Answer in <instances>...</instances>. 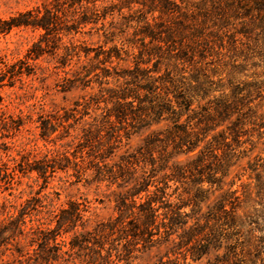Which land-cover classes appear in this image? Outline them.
<instances>
[{"label":"trees","instance_id":"trees-1","mask_svg":"<svg viewBox=\"0 0 264 264\" xmlns=\"http://www.w3.org/2000/svg\"><path fill=\"white\" fill-rule=\"evenodd\" d=\"M78 2L92 3L93 13L98 10L95 0ZM116 4L139 13L142 23L132 27L120 46H99L92 62L76 69L74 77L87 81L90 75L108 77L111 73L105 63L111 64L113 57L120 59L123 50L132 58L133 67L117 74L115 88H107L114 101L113 112L105 120L112 131L106 142L119 136L112 130V116L132 127L137 124L142 133L166 124L150 130L134 151L121 154L111 164L105 162L109 155L100 154L102 148L94 144L85 165L75 154L70 157L68 150L41 160L25 157L13 165L2 163L0 192L12 189L17 172L34 171L46 182L56 169L69 167L78 177L91 169L93 180L116 184L119 190L115 216L89 229L86 208L75 201L57 211L47 205H20L0 223V246L9 249L18 264H133L138 260L193 264L204 258L205 264H246L242 252L236 256V241L230 236L247 222V264H264V147L263 155H251L264 137V0H117ZM154 11L157 15L149 20L147 15ZM54 17L56 12L47 7L42 12L26 11L11 18L7 28L48 29ZM238 17H247V22L228 33L229 19ZM102 32L104 43L112 40V29ZM237 34L245 36V42L240 41L244 47L236 45ZM38 55L33 51L26 56L35 59ZM240 56L242 61H238ZM149 62L153 69L140 66ZM6 72L9 78L15 74L6 70L0 82L8 78ZM90 104L84 101L86 109ZM221 125L224 128L215 134ZM91 129L83 130L82 137L92 135ZM243 129L255 132L257 140L251 139L248 150L238 151L237 159L246 154L249 158L241 168L249 181L238 195L232 189L234 181H224L229 163L223 167L217 150L219 137L227 147L228 135L238 142ZM180 155L186 156L184 161L178 160ZM170 181L179 182L181 190L175 186L169 192ZM172 194H176L175 202L170 200ZM241 203L247 204V218L236 213ZM221 244L223 259L216 253Z\"/></svg>","mask_w":264,"mask_h":264},{"label":"rangeland","instance_id":"rangeland-1","mask_svg":"<svg viewBox=\"0 0 264 264\" xmlns=\"http://www.w3.org/2000/svg\"><path fill=\"white\" fill-rule=\"evenodd\" d=\"M116 2L117 0H95L98 10L93 13L92 3L79 4L78 0H0V75L6 70L15 73L9 78L10 74L6 72L8 78L0 82V165H13L25 157L29 158V161L50 158L60 155L64 150H68L69 155L75 154L76 159L82 158L81 165H85L93 144L102 148L100 154L109 155L105 162L111 164L117 161L121 154L134 151L150 130L166 124L162 122L153 125L149 131L142 133L139 132L137 124L132 127L125 119L116 120L112 116V130L118 131L115 133L119 136L116 139L111 138L109 143L106 142V137L112 131L105 120L107 113L113 112L114 101L110 98L107 88H115L117 74L133 67L132 58L127 57L123 50L120 51V59L113 57L111 64L105 63L104 66L109 67L111 73L108 77L90 75L88 81L74 77L75 70L83 64L91 63L93 55L100 47L108 49L113 45L120 46L123 40L127 41L133 31L132 27L142 23L139 13H132L126 7L119 9ZM44 7L56 12L54 22L48 29L31 25H13L7 28L11 18L26 11L35 13L40 9L42 12ZM240 9L241 7L237 8L238 11ZM156 15L157 12L154 11L148 14L147 18L151 20V17ZM138 20L139 23L135 22ZM245 22L247 17L231 18L226 30L228 33H234L233 27L239 30ZM109 29L113 30V35H110L112 40L104 43L102 31ZM244 38L242 34H237L236 45L244 47L240 45V41L245 42ZM224 44L226 45V42ZM33 51L39 53L38 57L27 59V53ZM240 60L242 61L241 56L238 58V61ZM140 66L154 68L152 62L141 63ZM244 72L247 74V69ZM85 100L91 103L87 109L84 106ZM96 100L99 102L95 104ZM65 117L67 119H64ZM90 124L92 125L89 126ZM89 127L92 128L93 134L86 133L82 137L83 130ZM223 128L224 125L218 126L214 133L218 134ZM248 130H242L238 142L228 135L227 147L221 143L220 137L218 138L219 161L221 164L226 161L229 163L228 176L224 177V181H234L232 189H237L238 195H241L249 181L247 172L241 170L242 166L247 165L249 158L246 154L237 159L238 151L243 148L248 150L251 147V139L257 140L256 133L251 134ZM46 131H49L48 136L43 135ZM84 137L85 139H82ZM263 140L264 137L259 142ZM259 142L251 155H263L261 148L264 144ZM185 158L186 156L180 155L178 160L184 161ZM240 172L242 175L237 178ZM220 174L219 172L218 175ZM77 175L73 167L56 169L44 182L34 171L17 172L12 189L0 192V223L23 204L47 205L57 211L70 200L86 208L84 217L87 219L88 229L96 222L115 216V196L119 190L116 184L109 185L106 181L93 180L91 169L79 177ZM169 185V192H172L175 186H180L178 191L182 188L179 182L170 181ZM203 187H207V183H203ZM219 193L220 191L216 194ZM175 195L170 197L172 202L176 201ZM11 204L13 207L7 209L1 207ZM185 209L188 210V207ZM236 213L247 218V204L238 205ZM31 218H34V215ZM28 219L26 217V223L29 225ZM261 229L264 233V226ZM231 232L230 237L236 241L233 250L238 257L242 252L247 264V222L237 233ZM22 244H26L25 248H30L25 241H22ZM7 247L11 245L8 244ZM224 250L221 244L216 251L219 259L224 258ZM12 258L10 250L0 246V264H18ZM151 261L152 259L149 260ZM205 262L206 258L193 264ZM133 264H145V261L138 260Z\"/></svg>","mask_w":264,"mask_h":264}]
</instances>
